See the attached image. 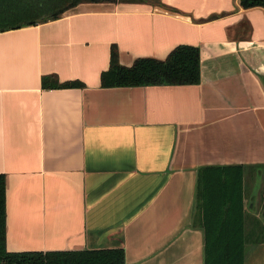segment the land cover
Here are the masks:
<instances>
[{
    "label": "crops",
    "instance_id": "obj_1",
    "mask_svg": "<svg viewBox=\"0 0 264 264\" xmlns=\"http://www.w3.org/2000/svg\"><path fill=\"white\" fill-rule=\"evenodd\" d=\"M183 45L200 50L199 85L102 87L113 47L131 67ZM50 76L83 87H43ZM207 167L243 168L245 207L264 200V8L99 1L0 33L9 252L122 248L126 264H205Z\"/></svg>",
    "mask_w": 264,
    "mask_h": 264
},
{
    "label": "trees",
    "instance_id": "obj_2",
    "mask_svg": "<svg viewBox=\"0 0 264 264\" xmlns=\"http://www.w3.org/2000/svg\"><path fill=\"white\" fill-rule=\"evenodd\" d=\"M154 0H0V33L57 21L85 3ZM247 10L264 8V0H240ZM50 76L45 88H82L79 82L59 83ZM201 82V54L193 46L177 47L165 60L142 58L131 67L119 63L113 47L109 71L101 76L103 88L193 86ZM245 185L241 167L199 170L196 189L198 223L205 237V264H245ZM0 264H126L125 250H74L12 253L7 250L6 177L0 174Z\"/></svg>",
    "mask_w": 264,
    "mask_h": 264
},
{
    "label": "rangeland",
    "instance_id": "obj_3",
    "mask_svg": "<svg viewBox=\"0 0 264 264\" xmlns=\"http://www.w3.org/2000/svg\"><path fill=\"white\" fill-rule=\"evenodd\" d=\"M263 185L262 180L258 182L255 194H260L261 190L263 197ZM247 186V198H250L251 183H247ZM250 202L252 204V200ZM250 205L245 210V264H264V200H259L253 209Z\"/></svg>",
    "mask_w": 264,
    "mask_h": 264
}]
</instances>
